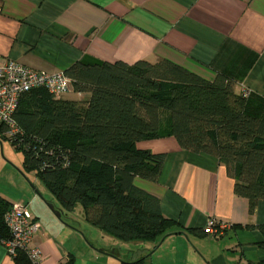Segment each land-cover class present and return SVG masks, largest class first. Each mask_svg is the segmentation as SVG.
Returning <instances> with one entry per match:
<instances>
[{
	"label": "crops",
	"instance_id": "obj_1",
	"mask_svg": "<svg viewBox=\"0 0 264 264\" xmlns=\"http://www.w3.org/2000/svg\"><path fill=\"white\" fill-rule=\"evenodd\" d=\"M0 59L48 72L65 71L78 61L167 59L206 80L223 74L237 91L264 97V0H0ZM0 136L7 139L3 129ZM137 147L166 153L157 181L135 177L133 182L159 197L163 216L175 224L155 240L125 242L89 224L80 206L82 228L35 170L25 169L23 156L13 160V147L0 141V196L26 204L38 220L30 243L42 253L37 264H60L70 255L77 263L79 231L100 252L125 262L264 261V236L257 228L264 224V200L249 215L247 200L233 193L234 180L223 163L181 149L173 137L142 140ZM11 163L34 175L32 188ZM50 207L61 211L59 217ZM209 220L227 225L223 236L203 233ZM0 264H17L1 241Z\"/></svg>",
	"mask_w": 264,
	"mask_h": 264
},
{
	"label": "trees",
	"instance_id": "obj_2",
	"mask_svg": "<svg viewBox=\"0 0 264 264\" xmlns=\"http://www.w3.org/2000/svg\"><path fill=\"white\" fill-rule=\"evenodd\" d=\"M63 72L88 98H56L42 87L25 92L14 114L19 142L8 140L64 210L79 203L89 224L121 241L163 237L175 221L163 216L159 197L133 182L158 180L166 153L137 143L163 137L223 163L249 215L264 200V97L237 91L223 74L206 80L167 59L78 61ZM10 204L0 196V241L10 236ZM257 228L264 236V224ZM14 260L32 264L21 252ZM60 264L77 263L70 255Z\"/></svg>",
	"mask_w": 264,
	"mask_h": 264
},
{
	"label": "built area",
	"instance_id": "obj_3",
	"mask_svg": "<svg viewBox=\"0 0 264 264\" xmlns=\"http://www.w3.org/2000/svg\"><path fill=\"white\" fill-rule=\"evenodd\" d=\"M41 87L56 98L72 89L71 80L63 71L37 70L9 59H0V126L7 139L18 141L21 135L14 117L20 97L31 89ZM243 92L248 94L249 90L244 89ZM4 223L10 234L9 238L1 240L7 253L14 258L21 252L32 264L40 262V249L30 245L40 224L28 206L12 202L4 214ZM226 227L225 223L209 220L203 230L205 235L214 239L223 236Z\"/></svg>",
	"mask_w": 264,
	"mask_h": 264
},
{
	"label": "rangeland",
	"instance_id": "obj_4",
	"mask_svg": "<svg viewBox=\"0 0 264 264\" xmlns=\"http://www.w3.org/2000/svg\"><path fill=\"white\" fill-rule=\"evenodd\" d=\"M63 98H71L73 100H82V97H79L77 94H75V92L73 90H71L70 92H67L66 94H63ZM0 141L6 145H8L9 147H13V160H15V158L17 159L18 157H22L23 153L19 150H16L14 148V146L11 145V142L8 139H2L0 136ZM11 167H13L14 171H16L23 179L27 180V178H29L31 180L29 184V186L32 188L31 183H32V179H34V175H28L26 170L23 168L22 169H18L16 167V165H14L13 163L10 164ZM16 172L13 174L17 175ZM42 185V184H41ZM40 185V186H41ZM48 191L49 195L52 196V194ZM50 197V196H49ZM81 205L79 203L76 204V206L74 207V209L72 210V215H75L76 217H78V221L81 223V227H83V223L85 224V222L82 220L81 214H80V210H81ZM86 225V224H85ZM79 239L81 242L80 245L78 247V259H77V264H121L123 259H119V257L117 256H113L110 254H105L104 252H100L99 248L101 247H95L93 245H91L88 240H86V238H84V236L81 235V232L79 231ZM107 239V238H106ZM82 243V244H81ZM122 243V242H120ZM150 242H147V245H149Z\"/></svg>",
	"mask_w": 264,
	"mask_h": 264
},
{
	"label": "water",
	"instance_id": "obj_5",
	"mask_svg": "<svg viewBox=\"0 0 264 264\" xmlns=\"http://www.w3.org/2000/svg\"><path fill=\"white\" fill-rule=\"evenodd\" d=\"M50 209L52 210V212H53L57 217H59V214H60L61 211H56V212H55L51 207H50Z\"/></svg>",
	"mask_w": 264,
	"mask_h": 264
}]
</instances>
